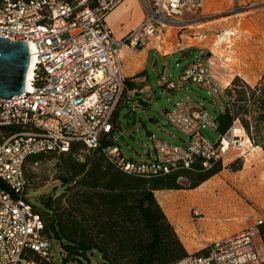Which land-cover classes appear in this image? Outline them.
I'll return each instance as SVG.
<instances>
[{"label":"built area","instance_id":"obj_1","mask_svg":"<svg viewBox=\"0 0 264 264\" xmlns=\"http://www.w3.org/2000/svg\"><path fill=\"white\" fill-rule=\"evenodd\" d=\"M122 1L0 0V38L26 42L30 60L34 59L31 90L0 97V130L12 131L0 141V179L9 187L0 188V264H54L52 240L44 235L43 221L28 195L24 163L31 155L64 153L78 142L88 150L101 148L107 160L127 175L150 177L189 168L198 160L207 168L211 161L225 163L229 155L242 157L253 150L238 119L210 144L203 130L216 131L217 123L189 97L164 112L167 122L185 136L182 145L150 135L153 155L142 161L127 159L116 145L102 148L103 137L113 141L117 109L131 99L121 49L143 48L167 28L185 29L205 4V0H138L142 22L116 39L105 17ZM187 82L204 90L222 114L234 116L227 86L210 72L209 62L196 58L181 70L177 83L161 78L166 92ZM262 223L260 219L248 229L213 241L205 254L188 253L172 264H264L256 246Z\"/></svg>","mask_w":264,"mask_h":264},{"label":"rangeland","instance_id":"obj_2","mask_svg":"<svg viewBox=\"0 0 264 264\" xmlns=\"http://www.w3.org/2000/svg\"><path fill=\"white\" fill-rule=\"evenodd\" d=\"M188 25L190 27L174 31L171 39L173 49L186 46V36L183 34L180 37L182 32L190 34L188 37L192 38L193 33L206 36L200 44L201 59L209 62L212 73L223 86L229 79L231 84L235 77L254 86L264 75V0H206L203 9L192 16ZM192 61V58L182 59L178 54L165 60L164 64L158 62L153 71L148 69L152 87L148 97L142 98L143 102L137 106L134 102L138 98L134 97L117 109L112 145L119 146L127 159L142 161L148 154L153 155L150 135L169 144L182 145L185 136L167 122L164 110L183 98L184 94L201 102L213 119L220 115L219 106L206 92L189 82L184 83L182 92L173 93H165L163 87L157 85L162 77L177 83L180 70ZM229 103L238 112L234 96H230ZM133 106L136 123L129 126L127 113ZM260 132L259 136L253 132V150L249 148L242 157L229 155L224 160L222 171L207 182L195 189L169 191L158 200L187 249L206 250L213 241L248 229L260 219L264 220V126ZM203 136L212 145L219 138L218 132L210 128L203 130ZM57 162L56 158L49 157L43 162L25 166L29 176V199L40 211L44 209L39 201L41 195L59 194L62 191L60 186L53 191L59 184L56 179ZM233 163L239 170L230 168ZM181 182L185 187V181ZM196 217L199 219L197 222L194 221ZM261 243L260 239H256L258 253L264 259ZM52 245L54 264L102 262L97 252H88L80 260L68 259L63 262L59 245L54 239Z\"/></svg>","mask_w":264,"mask_h":264},{"label":"trees","instance_id":"obj_3","mask_svg":"<svg viewBox=\"0 0 264 264\" xmlns=\"http://www.w3.org/2000/svg\"><path fill=\"white\" fill-rule=\"evenodd\" d=\"M226 93L234 96L238 112L233 110L234 116L220 113L214 118L218 135L224 134L232 121L238 119L254 144V137L260 135L264 126V75L254 86L235 77ZM10 133V129L0 130V141ZM112 144L107 137L101 140L102 148ZM49 157L58 160L56 179L59 184L53 191L57 186L62 191L41 195L42 211L30 201L43 221V233L58 243L63 251V262L80 260L88 252H97L101 264H172L187 256L155 192L195 189L220 173L224 164L211 161L209 167L204 168L198 160L189 168L179 167L165 175H127L107 160L101 148L88 150L74 142L67 152L36 154L26 159L24 173L28 190L26 164H37ZM230 168L239 170L235 163ZM181 180L185 181V187ZM0 188L9 190L1 179ZM258 231L264 245V223ZM206 250L196 254H205Z\"/></svg>","mask_w":264,"mask_h":264},{"label":"crops","instance_id":"obj_4","mask_svg":"<svg viewBox=\"0 0 264 264\" xmlns=\"http://www.w3.org/2000/svg\"><path fill=\"white\" fill-rule=\"evenodd\" d=\"M142 20H143V11L141 4L138 2V0H123L105 17L106 24L109 27L112 35L116 39L123 38L128 32L139 26ZM174 31H176V29H168V28L164 29L163 33L159 37L149 38V40L146 42L143 48L132 49L127 46H124L121 49V60L127 78V94L131 98L130 101L133 100L134 97L138 98L136 101L137 103L134 102L135 106H137L139 102H143V100L148 97L149 92L152 91V87L149 84L148 69L151 68V70L153 71L156 68L158 62H163L164 64L165 60H168L171 57H175L178 54H181L182 59L190 57L192 58V60H195L196 58H201L199 52V49L201 48L200 44L204 39H206V36L193 33L192 34L193 38H192V37H188L190 34H185V32H182L180 37H182L183 34L186 36L187 38L186 46L184 48L173 49L174 44L171 39L174 34ZM214 45L215 42L212 43V46ZM176 65H178V63H176ZM209 68H210V64H209ZM164 71L165 69L163 70V72ZM210 72L212 73V69H210ZM230 82L231 79H229L228 82L226 81L223 84L224 86H227L230 84ZM157 85L162 88L161 81H158ZM184 87L185 86L183 84V86L179 90H175V91H181L182 89H184ZM175 91L166 92L163 90V92L165 93H173ZM185 97H189L192 98L193 100H196L195 98L184 94L183 98ZM170 106L167 109H165L164 112L168 110ZM168 192L169 191H156L155 197L157 201ZM262 249H264V245H262ZM198 250L199 249L194 250L192 248L191 249L186 248L187 253H194L197 252Z\"/></svg>","mask_w":264,"mask_h":264},{"label":"water","instance_id":"obj_5","mask_svg":"<svg viewBox=\"0 0 264 264\" xmlns=\"http://www.w3.org/2000/svg\"><path fill=\"white\" fill-rule=\"evenodd\" d=\"M29 65L26 42L0 38V97L10 98L24 92ZM127 118L129 126L136 123L135 108L128 109Z\"/></svg>","mask_w":264,"mask_h":264},{"label":"bare ground","instance_id":"obj_6","mask_svg":"<svg viewBox=\"0 0 264 264\" xmlns=\"http://www.w3.org/2000/svg\"><path fill=\"white\" fill-rule=\"evenodd\" d=\"M30 50H32V45H30ZM33 70H34V59L31 58L29 69L27 72V79H26V85H25L26 90H31V88H32L31 80H32V76H33Z\"/></svg>","mask_w":264,"mask_h":264}]
</instances>
